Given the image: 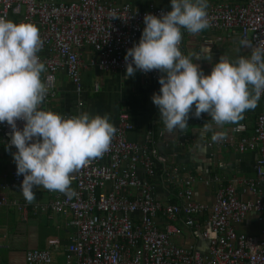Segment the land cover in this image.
Segmentation results:
<instances>
[{"label": "built area", "instance_id": "2783aa9c", "mask_svg": "<svg viewBox=\"0 0 264 264\" xmlns=\"http://www.w3.org/2000/svg\"><path fill=\"white\" fill-rule=\"evenodd\" d=\"M168 11L153 5L140 10L129 3L116 5L106 0H0V17L15 23L29 22L39 29L43 48L38 55L46 66L41 79L48 87L44 102L55 95L58 72L71 83L75 94H82L81 51L85 48L93 52L89 64L97 71L125 73L126 50L139 42L144 15L159 17ZM207 13L209 30L228 35L237 32L240 40L247 38L253 44L264 41V0L210 5ZM139 73L158 82L156 70ZM203 123L202 116L193 120L197 128ZM17 127L22 129L23 121H17ZM115 127L110 149L72 174L75 195L71 199L47 191L52 196L49 210L68 219L67 226L74 230L64 264H264L263 113L256 114L251 132L239 122L230 127L226 139L205 145L217 151L254 155L253 178L220 188L209 205L193 200V185L199 181L195 175L177 181L176 204L158 200L150 179L155 175V161L163 159L147 146L153 144L151 132L144 145L129 142L127 135L133 125L126 113L119 114ZM10 136V127L0 124V142ZM10 180L0 184V190L12 189L24 198L20 191L23 176H17L15 170ZM245 195L250 197H241ZM8 204L26 213L27 203L10 201L0 194V207ZM251 213L260 226L258 238L236 231ZM134 215L138 216L135 220ZM159 216L179 222L181 229L205 244V252L177 245L174 238L180 236V227L169 224L160 229ZM47 245L52 249L57 240H49ZM51 260L50 249L28 250L24 255V264H51Z\"/></svg>", "mask_w": 264, "mask_h": 264}, {"label": "clouds", "instance_id": "9594fccd", "mask_svg": "<svg viewBox=\"0 0 264 264\" xmlns=\"http://www.w3.org/2000/svg\"><path fill=\"white\" fill-rule=\"evenodd\" d=\"M170 4L171 10L159 17L144 15L139 42L126 50L125 79L137 71H158L159 94L153 93L151 100L165 131L179 133L188 127L190 116L207 114L210 119L202 124L201 138L211 134L213 142L223 141L224 125L239 124L264 95V41L253 44L242 38L237 53L250 49V55L220 56L205 75L194 59L211 61V49L204 46L201 53L184 55L180 45L182 30L195 36L210 27L208 0ZM42 48L36 25L0 17V124L11 129L6 150L16 149V175L23 176L20 191L29 204L36 200L34 187L71 199L72 174L101 158L117 132L107 113L65 117L42 107L48 94L41 79L46 71L38 55ZM17 121H23L22 129Z\"/></svg>", "mask_w": 264, "mask_h": 264}, {"label": "crops", "instance_id": "0c3cea01", "mask_svg": "<svg viewBox=\"0 0 264 264\" xmlns=\"http://www.w3.org/2000/svg\"><path fill=\"white\" fill-rule=\"evenodd\" d=\"M62 3L77 0H54ZM116 5L125 3L133 7L145 10L150 5L158 8L171 10L170 0H106ZM245 0H208V5L228 4L237 5ZM144 26L141 29V34ZM140 34V37H141ZM239 35L233 32L227 33L206 29L193 36L182 32V54L201 53V49L207 46L212 51V60L195 61L205 75L211 72L212 66L218 62L220 56L234 59L239 55H249V49L239 47ZM94 59L93 52L85 48L81 51L82 68L81 82L83 92L80 96L74 93L73 86L62 72L56 74L54 85L55 95L43 102L45 110H51L62 116L78 115L88 112L90 115H104L107 113L110 122L116 126L119 114L126 113L133 130L127 135V140L136 145H144L147 133L152 134V145L148 148L155 151L157 158L163 162L155 161V175L150 182L154 187V194L158 200L164 203L176 204V189L181 178L195 175L199 181L193 185V200L209 205L213 201L216 192L223 187L239 181L240 179L253 178L254 155L245 153L239 155L233 151L208 149L205 145L213 142L211 134L201 138V128L193 125L195 117L190 116L188 127L174 134L165 131L164 125L159 119V110L152 103L153 93L159 94L160 85L150 77L141 76L136 72L134 76L125 79V73L119 71L100 72L91 67L89 61ZM161 75V73H159ZM98 86L95 89V86ZM82 105L79 106L78 103ZM194 109V106H193ZM263 113L264 98L259 100L254 110L244 113L240 121L247 125L248 131L252 130V122L256 114ZM204 122L210 119L207 114L201 115ZM234 124H226L223 127L226 136L230 127ZM250 132L248 135H250ZM11 136L0 142V184L10 183V175L16 170L12 153L15 147L7 149ZM176 179V180H174ZM215 179H218L216 181ZM203 182H207L204 185ZM240 185L237 186L239 190ZM71 189L73 183L71 182ZM36 200L27 203L18 192L3 188L0 194L6 195L10 201L27 203L26 213L20 212L16 207L8 204L0 207V264H24V255L28 250H49L52 258L51 264H64V255L69 239L74 230L67 226L68 219L54 214L49 210V202L52 196L42 187L33 189ZM62 194L60 192H54ZM249 198V195L241 196ZM42 207V209H40ZM34 208V209H33ZM36 209V210H35ZM138 216H133L137 219ZM180 220V219H179ZM157 223L160 229L166 225L180 227V236L174 238V242L184 248L194 246L199 252H205L203 242L193 238L192 233L183 228L179 222L167 221L159 216ZM260 226L256 222V216L251 213L243 224L236 227L238 233H246L250 236L259 237ZM57 240L56 247L49 248L47 242Z\"/></svg>", "mask_w": 264, "mask_h": 264}]
</instances>
